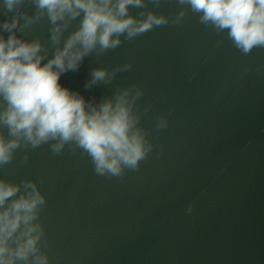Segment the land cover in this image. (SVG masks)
<instances>
[{"label":"water","instance_id":"water-1","mask_svg":"<svg viewBox=\"0 0 264 264\" xmlns=\"http://www.w3.org/2000/svg\"><path fill=\"white\" fill-rule=\"evenodd\" d=\"M148 9L172 16L180 6L163 0L155 9L148 3ZM25 10L35 11L30 4ZM138 11L130 8L131 15ZM10 15L0 14V22ZM78 25L79 20L69 31ZM49 26L45 18L17 35L38 36L51 58ZM126 62L132 69L111 85L85 88L93 68ZM259 66L264 49L243 56L226 33L218 36L189 13L181 25L155 28L102 56L93 53L77 71L62 74L60 84L86 101L110 97L117 86L143 88L137 110L151 105L141 126L156 147L138 172L126 171L123 179L95 175L79 150L66 147L54 156L48 145L18 149L13 162L0 168V178L34 180L46 196L40 219L50 244L49 264H264V68L257 71ZM246 67L251 70L245 73ZM161 114L169 124L157 132ZM25 151L30 158L21 165Z\"/></svg>","mask_w":264,"mask_h":264},{"label":"clouds","instance_id":"clouds-1","mask_svg":"<svg viewBox=\"0 0 264 264\" xmlns=\"http://www.w3.org/2000/svg\"><path fill=\"white\" fill-rule=\"evenodd\" d=\"M162 2L0 0V14H11L0 22V168L13 162L18 149L48 145L54 156L62 155L66 147L79 150L90 159L95 175L106 179H123L126 171H139L156 147L141 126L151 105L143 113L137 110L144 89L135 84L117 86L110 97L96 102L86 101L59 82L62 74L77 71L93 53L102 56L155 28L181 25L189 13L218 36L226 33L243 56L264 49V0H176L180 10L172 16L148 9V3L155 9ZM26 4L34 8L32 15ZM130 8L138 9V14L131 15ZM45 18L50 25L51 58L49 46L38 36L28 40L17 35ZM77 20L78 27L69 31ZM3 33H8L7 38ZM222 43L223 39L217 40L214 47ZM132 67L126 62L111 69L93 68L85 88L111 85L119 73ZM168 116L156 119L157 132L168 127ZM29 158L25 151L20 164ZM46 204L36 181L0 178V264H49L50 244L40 219ZM187 211L192 213V205Z\"/></svg>","mask_w":264,"mask_h":264}]
</instances>
